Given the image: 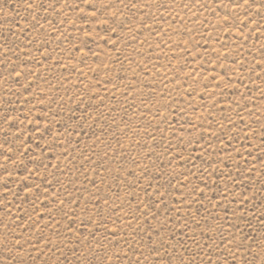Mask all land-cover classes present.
<instances>
[{
  "label": "rangeland",
  "instance_id": "374dc122",
  "mask_svg": "<svg viewBox=\"0 0 264 264\" xmlns=\"http://www.w3.org/2000/svg\"><path fill=\"white\" fill-rule=\"evenodd\" d=\"M0 264H264V0H0Z\"/></svg>",
  "mask_w": 264,
  "mask_h": 264
}]
</instances>
